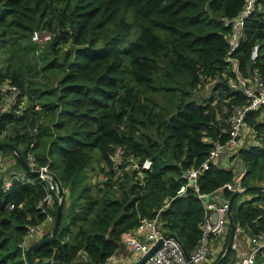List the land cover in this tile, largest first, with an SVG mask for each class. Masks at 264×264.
Here are the masks:
<instances>
[{"label":"trees","instance_id":"1","mask_svg":"<svg viewBox=\"0 0 264 264\" xmlns=\"http://www.w3.org/2000/svg\"><path fill=\"white\" fill-rule=\"evenodd\" d=\"M243 3L0 0V82L9 79L25 96V105L21 99L9 109L0 106V133H7L0 152L12 155L26 177L13 178L9 189L0 180V264H106L124 232L155 216L190 254L201 236L204 207L191 186L176 192L185 182L183 171L199 167L214 141L227 139L228 115L247 101L241 88L229 86L235 72L226 59L229 20ZM34 30L50 37L34 42ZM231 56L241 75L256 71L264 79V0L245 19ZM204 78L215 79L213 91L198 101L192 96ZM247 119L255 142L232 158L243 165L240 183L252 196L238 200L237 192H221L232 198V223L255 236L264 231V191L253 187L264 180V105ZM117 146L138 162L151 159V166L141 176L132 169L102 184L82 175L94 163L101 171L111 166ZM29 149L64 193L56 234L30 257L20 246L23 236L46 212L53 222L58 196L46 212L37 205L45 188L24 168ZM234 178L233 168L210 163L197 184L211 195ZM52 222L34 242L48 236ZM259 251L264 254V247ZM235 257L230 247L218 264H234Z\"/></svg>","mask_w":264,"mask_h":264},{"label":"built area","instance_id":"2","mask_svg":"<svg viewBox=\"0 0 264 264\" xmlns=\"http://www.w3.org/2000/svg\"><path fill=\"white\" fill-rule=\"evenodd\" d=\"M259 0H244L243 6L232 17L229 22L231 24V31L228 36V48L226 51V59L232 63V68L235 70V76L227 79L228 84L232 88H241L244 94L247 96V101L242 104H237L233 107V110L227 117L228 122V137L225 141H214L213 147L209 150V153L205 160L199 167H192L183 171L182 177L185 182L182 183L177 189V195L185 192L187 186H191L197 196L201 199L204 207V218L201 223V236L198 244L188 254V258L185 256L181 244L168 233H164L160 226V221L157 216L152 218H142L135 227V233H123L122 238L128 245L130 250H133L138 258L142 257L148 250H150L159 240L160 245L144 260L141 264H204L206 255L208 252V243L211 240V235L215 236L220 233L225 225L229 222V208L230 203L228 200L218 202L215 199L210 198L208 193L199 191L197 184V175L204 169L208 168L210 163H214L222 153H229L233 156L238 152L240 148L248 146L255 142L254 134L252 133L247 114L250 111L259 110L264 105V79L254 71L249 76H242L238 71V60L231 56V53L237 47L239 40L243 34V28L245 19L251 14L255 5ZM50 36L46 32L34 30L31 39L34 42H41L48 39ZM258 45L255 44L251 49V58H255L257 55ZM38 51H36L37 53ZM235 64V68H234ZM21 94L20 87L5 79L0 82V106L2 110H6L15 105L19 100L24 104V98ZM25 105V104H24ZM36 131V127H34ZM33 146V140L30 142V147ZM112 165L111 168L116 174L121 173L123 164H126L131 170L138 171L139 175H142V170L149 168L152 164L151 159L144 158L141 162H138L133 155L127 154V150L122 146H117L115 151L111 155ZM27 166L30 169L37 171V176L44 184L45 195L39 202L38 206L42 211H45L47 207L53 205L55 194L58 193V183L49 170L47 164L39 165L33 155L31 149L27 152ZM13 178L25 179V174L17 172L6 173L3 171L0 164V180L4 189H9ZM226 188L231 192H241L245 188L240 183L238 177H235L233 181L225 182L219 189ZM13 205L10 204V207ZM46 212V211H45ZM52 222L51 216L46 212V217L42 222L29 225L26 234L23 236V240L20 246L25 249L27 247V241L29 237L40 238L45 232L44 227L46 222ZM249 242L252 245L247 256H245L240 263L236 264H257L256 257L259 255V248L264 247V231L255 236L249 238ZM139 258V259H140ZM139 259H136L137 262ZM132 261L128 264H134Z\"/></svg>","mask_w":264,"mask_h":264},{"label":"crops","instance_id":"3","mask_svg":"<svg viewBox=\"0 0 264 264\" xmlns=\"http://www.w3.org/2000/svg\"><path fill=\"white\" fill-rule=\"evenodd\" d=\"M231 66H232V63H231ZM234 68H235V64H234ZM232 70H234V69L232 68ZM234 72H235V70H234ZM261 114H263V111L261 112ZM231 158H232V156H230L229 153H222L214 163L218 164L219 166L233 168V170L235 172V177H238L240 180V177L242 175L243 165L239 162V160L237 158H232V159ZM130 171H132V170H130ZM16 172H18V171H16ZM18 173L24 174V171L18 172ZM260 185L264 186V182L261 183ZM259 191H261V190H259ZM237 193H239L238 200L247 199V198H250L252 196L251 192H245V190H243L241 192H237ZM55 195H57V194H55ZM209 197L212 199H215L218 202H223L224 200H228L227 198H225L223 196L221 189H218L216 192L211 194ZM228 202H230V201L228 200ZM229 215L231 217L230 208H229ZM49 225H51V223H50V221H47L46 225L44 227V232H46ZM230 226H231V222L230 223L228 222V224L223 227V229L220 233L215 235L214 238H211V240L209 241V243L207 245L208 252H207L206 260H205L204 264H218V263H214V261L218 257L220 258L221 256H223V254L225 253L227 243H228V237H229L228 232H229ZM125 233H135V228L130 229ZM250 237H251V235H249L247 232L243 231V229L241 227L236 226V231H235L233 243H232V246H233L232 248L235 250V255H236L234 264L240 263V261L245 256H247V254L249 253V250L252 247V245L249 242ZM33 242L34 241H32L31 243H33ZM31 243H29V244H31ZM139 258L133 250H130L128 248V245L124 242L123 238L121 237L120 247L113 253V255H111L107 259L106 264H128V263L135 261L136 259H139ZM258 259L260 260V262L259 263L257 262V264H264V254L263 253H260L256 257V261Z\"/></svg>","mask_w":264,"mask_h":264},{"label":"rangeland","instance_id":"4","mask_svg":"<svg viewBox=\"0 0 264 264\" xmlns=\"http://www.w3.org/2000/svg\"><path fill=\"white\" fill-rule=\"evenodd\" d=\"M32 41H34V40H32ZM20 58H22V56L19 57L18 59H20ZM27 58L31 61V63L34 60L30 53L28 54ZM214 82H215V79L204 78L203 81L200 82L198 88L194 91L192 98H195L198 101H202L204 97H206V96L208 97L211 94V92L213 91L212 85L214 84ZM6 134H7L6 131H3L2 133H0V139L4 138V135H6ZM94 153H97V150H94L93 154ZM93 161H94V159L91 161V163ZM94 162H96V161H94ZM0 164H1L3 171L6 173H10L11 171L22 172L21 168H16L15 158L10 154H2L0 152ZM100 166L101 165L99 163H94V167H93L94 169H90V166H89L83 170L82 175H84V176L87 175V179L89 178L90 181H95V182H99L100 184H102L103 181H105L108 178V176H110V175L112 176L113 179H116L120 174H122V172L130 171V168L128 166H126V164H123L120 174H116L111 169V166L102 165V166H104V170L101 171ZM138 176L139 175H135L134 179H136ZM263 182H264V180L259 181L258 184H261ZM34 239L35 238L33 236L28 238L27 247L30 245L29 243L34 241ZM257 262L259 263L260 260L258 259Z\"/></svg>","mask_w":264,"mask_h":264},{"label":"water","instance_id":"5","mask_svg":"<svg viewBox=\"0 0 264 264\" xmlns=\"http://www.w3.org/2000/svg\"><path fill=\"white\" fill-rule=\"evenodd\" d=\"M25 166V170L27 171H30L34 174L37 173L36 170H33V169H30L27 165H24ZM229 169H232L231 167H229ZM54 175V174H53ZM255 189L257 190H261V191H264V186L263 185H255L253 186ZM236 194V192H235ZM234 194V195H235ZM57 196H58V204L56 206V214L54 216V220L52 222V226H51V231L50 233L48 234L47 237H45L44 239H40V240H36L35 242L31 243L27 248H26V253H27V256L30 257V253L32 252V250L34 248H36L37 246L43 244L45 241H47L50 237L54 236L58 230V227H59V223H60V219H61V214H62V202H63V198H64V193L61 191L60 187L58 186V193H57ZM231 200L232 198L229 199V203H231ZM231 222V226H230V235H229V241H228V244H227V247H226V250H225V253L226 251L230 248V247H233L232 246V243H233V238H234V234H235V231H236V225L234 223H232V220H231V217L229 215V223ZM169 236H172L174 237L179 243V239L174 235V234H169ZM161 243V240H159L150 250H148V252H146L137 262H135L134 264H141L144 262V260L160 245ZM181 244V243H180ZM182 246V245H181ZM183 249V247H182ZM184 251V254L185 256L188 258V254L186 253V251L183 249ZM225 253L223 254V256L225 255ZM222 256V257H223ZM222 257L218 260L217 263H219L222 259ZM41 264H62V263H58V262H55L51 259H48L44 262H42ZM90 264H93V263H90Z\"/></svg>","mask_w":264,"mask_h":264},{"label":"clouds","instance_id":"6","mask_svg":"<svg viewBox=\"0 0 264 264\" xmlns=\"http://www.w3.org/2000/svg\"><path fill=\"white\" fill-rule=\"evenodd\" d=\"M228 244V243H227Z\"/></svg>","mask_w":264,"mask_h":264}]
</instances>
